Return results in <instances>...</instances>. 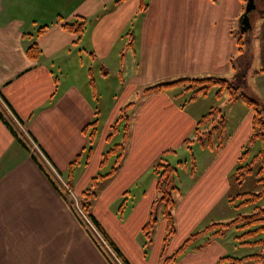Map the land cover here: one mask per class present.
Here are the masks:
<instances>
[{
	"label": "crops",
	"instance_id": "crops-1",
	"mask_svg": "<svg viewBox=\"0 0 264 264\" xmlns=\"http://www.w3.org/2000/svg\"><path fill=\"white\" fill-rule=\"evenodd\" d=\"M243 12L242 0H0V96L10 106L3 107L59 180L70 182L76 202L93 177L110 171L102 173L110 162L100 166L108 150L106 137L120 110L133 104L124 161L102 183L91 208L101 225L105 218L108 232L122 246L129 249L130 242L135 254L140 252L137 237L157 198L153 164L164 152L176 167L182 162L188 169L190 157L194 160L195 174L184 173L186 187L179 178L182 196L173 211L176 231L167 249L162 252L157 244L141 261L117 245L130 264H167L166 256L191 234L242 214L226 196L242 147L251 136L252 112L240 100L215 106L225 115L228 138L214 153L199 144H182L204 111L194 109L192 102L177 103L170 90L146 96L142 92L182 78L231 80L238 57L235 33L240 32ZM77 17L85 18L86 26L75 45V36L60 25ZM255 28L252 40L250 31L244 33L251 62L256 61L240 90L264 106V73L253 74L264 70V11ZM34 43L40 49L36 61L26 55ZM96 77L104 84L101 90ZM105 96L114 104L103 115ZM93 122L96 133L88 154ZM77 157L68 180L69 166ZM122 199L126 202L120 216ZM223 237L169 264H224L221 260L238 250L223 243ZM0 264H107L31 152L1 121Z\"/></svg>",
	"mask_w": 264,
	"mask_h": 264
},
{
	"label": "trees",
	"instance_id": "trees-1",
	"mask_svg": "<svg viewBox=\"0 0 264 264\" xmlns=\"http://www.w3.org/2000/svg\"><path fill=\"white\" fill-rule=\"evenodd\" d=\"M242 1L243 3L246 2V0ZM58 21L62 22L60 18L57 19V22ZM60 26L63 30L75 36L74 44L76 45L83 36L86 19L77 17L72 23L64 22L61 23ZM47 27L48 26L42 27L38 31L37 36L41 35ZM243 37L244 33L242 32H238L237 35H235L238 57L232 66L234 77L231 80L218 77L182 78L176 81L163 82L151 86L142 92V95L146 96L153 93L182 88V92L190 93L187 102L191 103L199 97H205L212 88H217V97H221L225 93L226 101L228 103L240 100L252 112L251 136L242 147L241 154L231 175L230 186H241L248 178L253 177L258 185V192L240 193L235 195L228 194L226 196L227 202L231 205H233L236 200L241 201L240 205L235 207L236 209H241L244 205H252V214L247 216L238 214L230 222L212 223L202 230L196 231L191 234L170 257L165 259V263L167 264L176 262L181 255L191 249L198 250L209 241L223 237L229 229H234L238 234L240 233L235 239L239 240V243L242 246L251 245L255 246L258 250L254 254L245 255L240 258L228 256L221 261L224 264H264V106L258 100L240 92L247 74L246 67L248 63H245L244 61L249 58L245 50L246 42L245 39L243 40ZM26 55L28 59L32 61L38 59L40 49L36 43L27 48ZM261 73H264V70L256 71L253 74L258 75ZM5 104L10 107L8 102L0 96V121L6 126L18 143H20V145L28 152H31V157L35 164L47 177L59 196L66 203L87 237L97 248L107 264H129L101 225L96 221L92 215L91 208L93 202L97 198L102 183L111 179L119 171L124 161L126 146L129 141V111L133 104L131 103L123 107L119 112L118 118L110 126L106 140L110 142L120 130L122 131V139L119 143L108 148V150L102 154L100 166L105 168L108 165L110 158L113 156L114 163L108 173L98 174L93 177L87 188L82 191L78 200L79 210L69 197L67 191L58 181L57 177L49 169L40 155L32 149V146L24 134L8 115L3 107ZM89 127L88 154L95 137L96 123L93 122L89 124ZM227 138L225 115L219 108L213 107L198 120L191 137L186 138L182 144L187 148L193 143L199 144L203 148L213 150L214 153H217L224 147ZM258 143L261 144V148L255 155L251 156L252 149ZM168 153L169 152H164L151 168L156 179L155 188L157 198L151 204L148 219L141 228L145 244H151L152 233L157 224L155 210L157 207H160L161 215L165 222V236L163 239L162 252H164L169 245L176 231L173 211L177 205L178 199L182 196L181 188L178 186L179 167L182 169L184 168V163L182 162L178 164L179 167L171 165L166 159ZM78 160L79 157L70 164L68 180L72 178V169L79 163ZM191 174H195V163L193 159L191 161ZM68 185L70 186V182ZM125 202L126 200L122 199L120 204L121 213L124 211Z\"/></svg>",
	"mask_w": 264,
	"mask_h": 264
},
{
	"label": "rangeland",
	"instance_id": "rangeland-1",
	"mask_svg": "<svg viewBox=\"0 0 264 264\" xmlns=\"http://www.w3.org/2000/svg\"><path fill=\"white\" fill-rule=\"evenodd\" d=\"M256 5H257V9H256V11H254V12H252L251 14H250V22L252 23L251 24V26H252V28H251V30H250V32L248 33V36H249V38H251V40L253 39V29H255L254 30V33H255V31H256V19H257V16H258V14H259V10H261V11H264V3L263 4H260L259 3V0H256ZM245 6H246V2H244V8H245ZM257 24H258V21H257ZM235 35H237V32L235 33ZM252 36V37H251ZM244 39H246V36H244L243 37V40ZM246 46H247V43H246ZM245 50H246V52L248 51V48H246L245 47ZM251 53V52H250ZM247 55L248 56H250L249 54H248V52H247ZM255 61H256V58H255V60L253 61V62H251V59H250V57L249 58H247L244 62L246 63H248L247 64V67H246V73L247 72H249L250 70H252V69H254V67H255ZM96 80H97V87H98V89L99 90H101V88L103 87V83H102V81H100V80H98L99 78H95ZM88 80V79H87ZM89 80H91V79H89ZM106 85H108V86H110L111 85V81L110 80H107L106 81ZM247 89H250V85L247 87ZM171 91V95L176 99V101H177V103H179V104H185V102L186 101H188V99H189V97H190V93H184V92H182V88H178V89H175V90H170ZM244 90H240V92L241 93H245V92H243ZM248 91V90H247ZM108 92V91H107ZM216 92H217V88H212L211 90H210V92L205 96V97H199L197 100H195V101H192V103H194V105L196 106L194 109H201L202 111H204L203 113H204V115L206 114V113H208L209 111H210V107H215L216 105H219V104H222V106H230L229 104H228V102L226 101V94L224 93L221 97H217L216 96ZM226 102V103H225ZM132 103V102H131ZM114 104V101H113V99L111 98V97H108V96H105V98H104V100H103V106H102V113H103V115H106L107 114V112H108V110L110 109V107L112 106ZM127 105V104H126ZM130 113H131V110L129 111V118H130ZM119 116V115H118ZM118 118V117H117ZM101 122H102V119H100L99 120V124L97 125V128L99 129V132H100V130H101V128H102V125H101ZM114 123V122H113ZM121 139H122V131L120 130V132L119 133H117L112 139H111V141L110 142H108L107 141V149L108 148H111V147H113L115 144H117V143H119L120 141H121ZM197 148H199L197 145H195V147H194V153H195V155L197 156L198 155V149ZM261 148V144L260 143H258V144H256V146L252 149V154H251V156H253V155H255L257 152H258V150ZM190 157V156H189ZM186 158H187V156H186ZM185 158V159H186ZM109 162H110V165H108L107 166V168L102 172V173H104V172H106V171H109L110 169H111V165H113V163H114V156L112 157V158H110V160H109ZM190 162H191V157H190ZM187 168L188 169H181L180 170V175H179V178H180V181H181V183H182V185H185V187H186V182H184L185 181V178H186V175L184 174L185 172L186 173H189L190 172V170H191V166L190 165H188L187 166ZM180 181H178V186H180ZM230 182H231V176H230ZM61 183V185H63V186H67V187H69V185L67 184V183H63L62 181L60 182ZM248 192H253V193H256V192H258V185L256 184V181H255V179L253 178V177H250V178H248L247 180H246V182L244 183V184H242L241 186H231V188H230V190H229V194H231V195H235V194H239V193H248ZM75 196H77V195H71L70 197H71V199L75 202ZM80 197V196H79ZM131 200H132V198H131ZM136 201L137 200H135L134 201V205H135V203H136ZM98 202H100V200L98 201ZM101 202H103V205H106L107 204V200H103V201H101ZM240 203H241V201L240 200H236L235 202H234V204H233V207H237V206H239L240 205ZM119 204H120V202H119ZM242 209H240V212L243 214V215H245V216H247V215H249V214H252V212H253V206L252 205H244V206H242L241 207ZM118 212L117 213H119V215L121 216L122 215V213L119 211V206H118V210H117ZM93 215V214H92ZM155 215H156V217H157V224H156V226H155V229H154V231H153V233H152V242H151V244H149V245H146L145 244V240H144V237L142 236V233H141V230L139 231V237H137L138 238V240L140 241L141 240V242H142V245H141V247H140V252L138 253V254H135V252H134V248H133V246H132V244L129 242V245H130V247L131 248H129V249H126L124 246H122V242H121V240H119V238L116 236V235H114V234H112V232H108V227L110 226L109 224H108V222L105 220V218H104V220H103V222H102V225H101V223L99 222V221H101L100 220V218H97V216H96V218H95V216H94V218L96 219V221L101 225V227L104 229V231L106 232V234L110 237V239L113 241V243L117 246V245H120V247H122L123 249H124V251L126 252V253H128L127 255H134L135 257L137 256L138 257V259L139 260H141L142 258H149L150 257V254H151V250H154L155 249V247H156V245L157 244H160L161 243V245H163V239H164V236H165V222H164V220H163V218H162V215H161V208L160 207H157L156 208V210H155ZM144 225V224H143ZM160 226H161V232H160V234H159V228H160ZM143 227V226H142ZM141 227V228H142ZM140 228V229H141ZM137 234H138V232L136 233V235H135V237L134 238H136V236H137ZM126 237H128L129 236V233L127 232L126 234ZM237 235H240V233L238 234L234 229H229V230H227L226 231V233H225V235H224V237H223V239H222V242L223 243H227V244H232L233 246H236L237 247V252L235 253V254H232L231 253V255L233 256V257H241V256H243V255H249V254H254L255 252H257V250L258 249H256V247L255 246H251V245H248V246H242L240 243H239V240H237V239H235V237L237 236ZM131 238H133V235H132V237ZM173 239V238H172ZM171 239V240H172ZM116 241V242H115ZM171 242V241H170ZM238 242V243H237ZM118 243V244H117ZM170 244V243H169ZM171 246V245H170ZM119 246H117V248H118ZM168 247V246H167ZM131 249H132V251L133 252H130L131 251ZM167 249V248H166ZM178 249V248H177ZM161 250H162V248H161ZM175 250H176V248H175ZM120 251V250H119ZM121 252V251H120ZM175 252V251H174ZM173 252V253H174ZM172 253V254H173ZM123 254V253H122ZM171 254V255H172ZM170 255V256H171ZM124 256V255H123ZM166 257H169V256H166ZM126 258V257H125ZM141 258V259H140ZM127 260V259H126ZM142 261V260H141ZM129 262V261H128ZM144 262V261H143ZM130 264V263H129Z\"/></svg>",
	"mask_w": 264,
	"mask_h": 264
},
{
	"label": "water",
	"instance_id": "water-1",
	"mask_svg": "<svg viewBox=\"0 0 264 264\" xmlns=\"http://www.w3.org/2000/svg\"><path fill=\"white\" fill-rule=\"evenodd\" d=\"M256 11V4L254 0H246V6L244 12L239 18L238 29L242 33H246L251 30L250 14ZM261 13V11H259Z\"/></svg>",
	"mask_w": 264,
	"mask_h": 264
}]
</instances>
